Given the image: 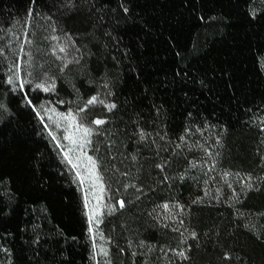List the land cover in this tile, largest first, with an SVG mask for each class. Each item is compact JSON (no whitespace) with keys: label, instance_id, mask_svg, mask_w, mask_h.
Here are the masks:
<instances>
[{"label":"trees","instance_id":"trees-1","mask_svg":"<svg viewBox=\"0 0 264 264\" xmlns=\"http://www.w3.org/2000/svg\"><path fill=\"white\" fill-rule=\"evenodd\" d=\"M58 5L59 0H35V4L32 0H0V47L5 48L0 56V100L15 114L6 126L0 125V264H96L73 170L34 114L21 108L5 83L11 61L19 56L27 59L19 53L25 31L33 41L34 60L43 64V71L56 76V91L42 93L41 98L60 109L77 100V89L82 102L103 90L98 89L103 84L98 79L101 72L110 78L109 87L115 94L111 99L117 109L109 113L96 106L91 111L96 117H111L100 126L108 135L98 136V155L104 157L101 169L111 192L125 200V207L114 211L102 226L114 239V256L123 249L134 258V264H220L219 239L225 249L242 258V264H264V240L254 235V231H264L261 0H130V14H135L127 21L112 0L109 6L116 8L120 21L119 30H112L116 39L101 35L95 17L78 15L60 17L57 32H53V21L46 17H59ZM29 8L34 9L32 27L26 28ZM253 9L257 10L255 17L250 14ZM94 23L96 40L89 35ZM61 27L73 34L77 45L85 44L93 53L85 54L81 61L87 63L84 73L78 74V66L71 64L65 74L58 71L59 62L50 51L52 40L45 37L62 34ZM29 45L24 43L25 53ZM89 71L95 83L86 82ZM61 99L66 103H57ZM154 104L162 105L159 117ZM137 112L142 117L138 121ZM130 121H137L152 134L147 146L137 143L132 134L139 129ZM186 127L192 132L186 139H178ZM165 133L166 138L161 139ZM216 135L221 137V145H216ZM108 139L114 147L107 146ZM156 144L161 145L159 155ZM198 144L220 153L214 171L209 172V165L203 163L209 158L195 147ZM130 154H137V161ZM164 159L169 160L164 169L156 168ZM196 161L200 163L192 168L190 162ZM225 170L240 174L239 180L235 175L228 177L237 193L249 173L259 191H248L236 202L222 175ZM124 172L129 175L124 177ZM126 183L135 184L140 191L123 188ZM206 189L208 196H204ZM197 196L204 202L193 204ZM177 200L184 211L175 207ZM164 202L172 205L168 219ZM245 223L247 228L242 226ZM192 230L197 238L189 235ZM181 235L192 246L189 261L170 251L186 246ZM120 262L129 264L130 259Z\"/></svg>","mask_w":264,"mask_h":264},{"label":"snow or ice","instance_id":"snow-or-ice-1","mask_svg":"<svg viewBox=\"0 0 264 264\" xmlns=\"http://www.w3.org/2000/svg\"><path fill=\"white\" fill-rule=\"evenodd\" d=\"M112 0H59V5L55 9L56 12L59 13V17L53 19V15H48L46 19L53 21L52 31L57 32L56 21L60 17H69L73 15L85 16L86 19H92L95 17L97 21H99L101 26V35L110 38L116 39L112 36V30H119L120 21L116 20V8L110 7V3ZM117 7L120 9V12L123 14L122 19L127 21L131 18L135 13L130 14V8L128 3L125 0H115ZM32 3L35 4V0H32ZM261 3L264 4V0H261ZM99 5V7H97ZM34 9L29 8L27 10V19L25 20L26 28H31V18L33 16ZM253 17L257 15V10L253 9L250 13ZM36 15H39L37 13ZM109 16V19L105 21V16ZM202 18V17H201ZM107 24L108 27L105 28L104 25ZM96 24L92 25V29L89 35L92 36L94 40H96L95 36ZM61 34L52 35L50 37H45V39H50L53 41H57L55 46L50 48L52 55L56 56V59L59 61V64L56 65L58 71L61 74H65L70 71L69 65L78 66L76 71L77 73H84V70L87 68V63H81L84 60L85 54L88 56L93 55L91 49L88 48L85 44L77 45L76 40L73 38V34L65 31L62 27L59 29ZM79 35V34H76ZM24 43L31 44L33 41L28 37L27 31L24 33ZM24 43L20 44L19 53H24L27 56V59H24V56H19V58H14L11 61V67L7 69V75L5 79V83L9 87V90L17 96L19 104L22 109H28L31 113L34 114V118L42 125V129L47 132L48 137L54 142V144L58 147L59 152L63 154L65 161L67 164L71 165L72 169H75V175L79 178V183L81 185H86L89 188V191L92 193V200L90 202V198L88 192L85 193L84 197V205L87 209V232L91 234L92 240V248L94 251L93 259L96 260V264H100V261L97 259V256L102 254L104 257H109V251L106 245L98 246L96 244L97 239V226L102 223V216L104 215V210L101 206V201L103 200V196L100 193L104 192V179L102 172L100 170V166L104 161L103 155H99L98 157L90 155L88 149H92L95 153H100V141L95 140L94 138L102 135H108L106 131L97 126L104 125L111 120V117H94L89 120L88 116L90 115L88 109L90 106L101 105L107 112L111 113L113 110L117 109V103L115 100L111 99L115 94L112 91V88L109 87L110 78L107 77L105 72H101L98 79L103 80L102 85H98V89L102 87L101 90H97V92L91 95L86 101L82 104H78L76 102H67L71 103L75 106V111H73L72 107H69L65 111H60L57 107H55L51 100L42 99V93H53L56 91V76L50 75L48 71H43V64L41 62H36L33 58L31 50L25 53ZM117 43L119 41L117 40ZM97 44H101L99 40H97ZM15 51V50H13ZM5 53V48L0 47V56H3ZM5 59L7 57L5 56ZM39 71V75L37 72ZM87 76L86 82L88 84L95 83L91 76L90 71L85 73ZM78 93L77 100L79 97V90H76ZM31 93H35L32 95ZM59 104H65L66 101L61 99L57 101ZM132 108H137L138 105H131ZM152 108L155 109L157 117H159L161 112V106L153 105ZM14 113L11 108H9L8 104L3 100H0V125H7L11 122L10 117H14ZM137 116V121L142 119L139 113H135ZM188 116L191 117L192 113H188ZM51 121V125L48 123ZM137 121H130L135 128H138V132H133V136L136 138L137 143L144 144L147 146V143L150 141L151 133L148 132L145 128L139 126ZM163 127V125H161ZM198 130L199 126H196ZM211 127V126H210ZM261 128L264 129V124H261ZM55 129H59L62 132V139L67 141L68 144L64 145L62 143L61 135L58 134ZM192 132L191 127H186L184 129V134L178 137L180 140L186 139L187 134ZM159 135V132H157ZM167 133L164 136H161V139H165ZM216 145L222 144V139L219 135L215 136ZM151 143H156L155 140H151ZM106 144L109 148L114 147L113 141L111 139L106 140ZM195 147L201 148L204 150V154L209 158L208 160L203 161V163L209 165V172L214 171L218 160L217 157L220 155L219 152L214 153L212 147H208L204 144L195 145ZM161 145L156 144V154L159 155V150ZM138 152V150H137ZM130 159L132 161H137V154H130ZM210 161V163H209ZM169 163L168 159H164L161 163L155 165L156 168L164 169L165 165ZM200 161L190 162V166L195 168ZM114 167V165H113ZM105 170H108L105 167ZM119 172V169H116ZM121 175L127 177L129 175L128 172H124ZM225 183L229 188H232L233 199L236 202H239L241 195H247L248 191H259L257 185L251 183L253 177L249 173L247 175V179L244 181L241 192L237 193L236 189L232 187V183L228 182V177L235 175L237 179H242L239 173H231L228 170H225L222 173ZM165 180L169 179L168 176L164 177ZM183 179V177H181ZM259 179V178H257ZM163 183V181H161ZM205 185H207V181H205ZM129 187H136L137 191H140L135 184L126 183L123 184V188L127 189ZM219 193L221 190L219 188L216 189ZM207 189L204 192V196H208ZM137 199L139 197L137 196ZM213 199L219 201L220 197L215 196ZM204 198L197 196L192 203H203ZM211 201H209L210 203ZM229 206H232L231 201H228ZM125 207V200L123 198H119L117 204L104 205V208H108L109 214L116 211L118 208L122 209ZM175 207H178L180 211L185 210V206L180 204L177 200L175 202ZM162 208L168 210V212L172 211V205L170 202H164ZM243 216V213H238ZM165 218H170L167 213H165ZM183 223V221H181ZM164 227H168V225H163ZM247 228L248 224L245 223L242 225ZM254 228V226H253ZM172 231L179 232L178 228H172ZM189 235L193 238H197V233L195 230H192ZM257 239L264 240V231L255 232ZM219 237V233H217ZM101 239H104L103 235L100 236ZM226 238V237H225ZM108 239H111L110 237ZM182 242L185 243V247L177 249H170V251H177L178 257L183 261H189L191 257L188 255V249L192 246L186 244V237L181 235ZM217 246L221 249V255L217 257V260L220 264H242V258L239 255H233V252L229 249H225L224 245L217 240ZM119 251L123 252V249H119ZM106 264H111V260L108 259Z\"/></svg>","mask_w":264,"mask_h":264},{"label":"rangeland","instance_id":"rangeland-1","mask_svg":"<svg viewBox=\"0 0 264 264\" xmlns=\"http://www.w3.org/2000/svg\"><path fill=\"white\" fill-rule=\"evenodd\" d=\"M62 35V34H61ZM57 44V41H51L50 42V48L52 47V46H55ZM33 47H32V44H30L29 45V47H28V49H27V52L29 51V50H31V52H33ZM32 55H33V53H32ZM56 61H58L57 59H56V56H52ZM59 62V61H58ZM102 91V90H101ZM47 100H49V99H47ZM76 103H78V104H82L83 102L82 101H80V100H76L75 101ZM53 105L55 106V107H57L54 103H53ZM96 106H101V105H95V106H90V108L88 109V111H89V113H90V115L88 116V119L89 120H91V119H93L94 117H96V116H94L93 114H92V111H91V108L92 107H96ZM69 107H72L73 108V111H75V106L73 105V104H70V106H68V108ZM60 111H65V110H67V109H65V110H63V109H60L59 107H57ZM101 118V117H100ZM103 119V118H102ZM48 123L51 125V121H48ZM100 126L101 125H99V126H97V127H99L100 128ZM55 131L58 133V134H60L61 135V139H62V132H61V130H59V129H55ZM98 139V137H95L94 138V142H95V140H97ZM52 141V140H51ZM52 143L54 144V142L52 141ZM62 143L64 144V145H67L68 144V142L67 141H64L63 139H62ZM55 145V144H54ZM55 147L58 149V147L55 145ZM59 150V149H58ZM88 152H89V154L90 155H93V156H96V157H98L99 155H98V153H95V152H93L92 151V149H88ZM62 156H63V154L62 153H60ZM63 158H64V156H63ZM65 159V158H64ZM69 165V164H68ZM70 167H71V165H69ZM101 167H103V164H101V166H100V170H101V172H102V169H101ZM72 169V168H71ZM73 170V172H74V175H75V169H72ZM102 175H103V179H104V188H105V190H104V192H102V193H100V195H102L103 196V200L101 201V206H102V208H103V210H104V215L102 216V223L100 224V225H98L97 226V239H96V244L98 245V246H104V245H106L107 246V248H108V251H109V257H104L102 254H100V255H98L97 256V259L100 261V264H106V262H107V260L108 259H110L111 260V264H117L116 262H114V260H117L118 262H119V264H121V259H125L126 257H128V259H130V263L131 264H134V258L132 257V256H130V254H128L126 251H123V252H121V254H117V255H113V250H112V243L114 242V239L113 238H111V239H108L109 237H108V235H106V233L103 231V228H102V226H103V224L105 223V221H106V219L113 213H111V214H109V210H108V208H104V205H111V204H117V202H118V200H119V198H121V197H119L118 195H115V194H113L112 192H111V188L109 187V185H108V183H107V180L105 179V176H104V174H103V172H102ZM75 179H76V183H77V186H78V189H79V191H80V194H81V197H82V201H83V204H84V197H85V193L86 192H88V195H89V198H90V202H93L94 203V200H92V193L89 191V188L86 186V185H81L80 183H79V178L78 177H76V175H75ZM118 209H120V208H118ZM84 210H85V214H86V212H87V209L85 208V205H84ZM164 212L165 213H167V215H169V213L170 212H168V210H165L164 209ZM87 217V216H86ZM101 234L103 235V237H104V239H101L100 238V236H101ZM90 237H91V234H90ZM129 263V264H130Z\"/></svg>","mask_w":264,"mask_h":264}]
</instances>
